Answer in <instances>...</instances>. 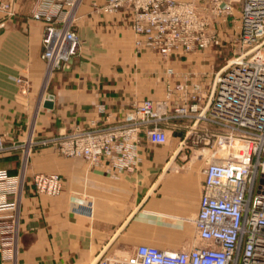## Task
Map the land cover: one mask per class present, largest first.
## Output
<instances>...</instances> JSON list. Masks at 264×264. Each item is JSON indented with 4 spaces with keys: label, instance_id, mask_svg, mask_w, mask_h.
I'll list each match as a JSON object with an SVG mask.
<instances>
[{
    "label": "crops",
    "instance_id": "0c3cea01",
    "mask_svg": "<svg viewBox=\"0 0 264 264\" xmlns=\"http://www.w3.org/2000/svg\"><path fill=\"white\" fill-rule=\"evenodd\" d=\"M37 2L0 0L15 5L11 16L0 9V135L6 147L69 133L76 126L113 124L133 103L163 99L189 72L176 55L162 60L153 50L136 53L126 11L105 14L94 10L105 0H79L75 26L81 52L67 68L48 76L41 58L43 23L31 17ZM202 73L193 80L205 92ZM49 96L51 108L44 106ZM173 132L162 145L141 135L132 169L107 158L90 165L61 155L51 144H35L24 170L22 150L1 153L0 170L13 183L12 199L18 197V237L15 257L10 248L2 249L0 264H98L102 257L127 256L142 244L191 249L197 244L192 219L204 162L197 151L183 149L182 130ZM22 172L24 183L17 187ZM36 173L58 174L61 192L35 193L31 179ZM13 213L5 210L0 217Z\"/></svg>",
    "mask_w": 264,
    "mask_h": 264
},
{
    "label": "built area",
    "instance_id": "2783aa9c",
    "mask_svg": "<svg viewBox=\"0 0 264 264\" xmlns=\"http://www.w3.org/2000/svg\"><path fill=\"white\" fill-rule=\"evenodd\" d=\"M78 3L38 0L31 12L43 23L41 58L48 76L67 68L81 52ZM0 9L8 16L15 13L14 3H0ZM94 10L128 13L136 53L153 50L165 60L227 44L234 53L215 73L209 95L193 80L198 73H188L163 99L135 102L123 119L104 127L76 126L51 138L30 137L24 146L6 147L0 135V154L22 150L24 170L35 144H51L61 155L90 165L107 158L132 169L141 135L162 145L168 142L167 131L182 130L183 149L197 151L204 162L192 219L197 244L178 251L142 244L127 256L102 257L98 264H264V0H105ZM16 183L22 187L24 172ZM12 184L0 170V212L14 211L0 217V251L10 248L15 257L18 197L12 199ZM31 184L35 193L49 196L62 189L56 173H36Z\"/></svg>",
    "mask_w": 264,
    "mask_h": 264
},
{
    "label": "rangeland",
    "instance_id": "374dc122",
    "mask_svg": "<svg viewBox=\"0 0 264 264\" xmlns=\"http://www.w3.org/2000/svg\"><path fill=\"white\" fill-rule=\"evenodd\" d=\"M233 53L234 51H233L232 46L227 44L225 46L223 45L222 47L220 46L211 47L201 53L198 52L194 54H189V56L187 55L179 56L178 60L184 61V62L186 61L185 63L189 65L190 68L188 69L189 72L187 73H198V71L200 72V71L205 70V75L200 76V77L201 78L203 77V80L201 82L202 83L205 82L204 84L205 90H206L207 95H209L210 89L212 88V85H213V78H214L215 73L219 70L220 67H222L225 64V62L233 55ZM194 61H199V64L195 65ZM192 65H194V67H191ZM204 78H207L206 81H204ZM167 132H168V141H169L170 139H172V137L170 136L171 132L169 131ZM180 134H181L180 138L182 139L185 132H180ZM188 150L190 151L191 149H188Z\"/></svg>",
    "mask_w": 264,
    "mask_h": 264
},
{
    "label": "water",
    "instance_id": "95a60500",
    "mask_svg": "<svg viewBox=\"0 0 264 264\" xmlns=\"http://www.w3.org/2000/svg\"><path fill=\"white\" fill-rule=\"evenodd\" d=\"M51 100H52L51 96L47 97L46 101L44 102V106L51 108L52 107V101Z\"/></svg>",
    "mask_w": 264,
    "mask_h": 264
}]
</instances>
